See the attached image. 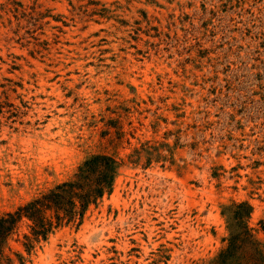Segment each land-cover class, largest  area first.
<instances>
[{"label": "rangeland", "instance_id": "rangeland-1", "mask_svg": "<svg viewBox=\"0 0 264 264\" xmlns=\"http://www.w3.org/2000/svg\"><path fill=\"white\" fill-rule=\"evenodd\" d=\"M95 153L112 193L25 264H214L245 200L264 243V0H0V215Z\"/></svg>", "mask_w": 264, "mask_h": 264}, {"label": "trees", "instance_id": "trees-1", "mask_svg": "<svg viewBox=\"0 0 264 264\" xmlns=\"http://www.w3.org/2000/svg\"><path fill=\"white\" fill-rule=\"evenodd\" d=\"M120 166V160L112 154H92L69 179L0 215V264H25L24 255L11 246L24 221L28 232L23 234L22 243L28 253L57 228L81 225L89 208L112 193ZM253 209L246 200L225 206L229 236L214 264H264V243L250 224ZM261 227L264 230V224Z\"/></svg>", "mask_w": 264, "mask_h": 264}]
</instances>
